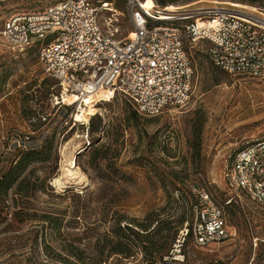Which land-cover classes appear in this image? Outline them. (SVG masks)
Here are the masks:
<instances>
[{
	"label": "rangeland",
	"instance_id": "rangeland-1",
	"mask_svg": "<svg viewBox=\"0 0 264 264\" xmlns=\"http://www.w3.org/2000/svg\"><path fill=\"white\" fill-rule=\"evenodd\" d=\"M54 1L0 0V30L10 14ZM158 3L264 15V0ZM130 30L127 17L120 18L118 37ZM206 48L198 42L189 49L193 84L182 108L146 117L115 96L94 106L87 122H76L79 107L53 104L59 88L43 71L36 48L11 54L0 36V176L18 152L42 150L24 173L28 189L21 195L9 191L0 204V264L99 258L146 264L138 245L127 259L114 250L129 236L124 226L152 224L151 230L156 220L162 224L153 240L165 243L166 253L157 264H264V210L243 196L234 197L236 204H222L234 194L223 178L234 152L264 135V80L223 72L210 63ZM73 155L76 175L70 177L65 170ZM202 188L223 207L228 237L198 247L188 233L176 247L185 224L193 221L194 192Z\"/></svg>",
	"mask_w": 264,
	"mask_h": 264
},
{
	"label": "built area",
	"instance_id": "built-area-1",
	"mask_svg": "<svg viewBox=\"0 0 264 264\" xmlns=\"http://www.w3.org/2000/svg\"><path fill=\"white\" fill-rule=\"evenodd\" d=\"M166 8L156 0H57L37 11L10 14L0 36L11 54L36 48L45 74L79 108L92 98L107 102L115 96L146 117L182 108L193 84L189 49L198 42L207 44V58L216 68L264 80L263 14L222 6ZM124 16L131 30L118 37ZM223 178L234 193L224 206L243 196L264 210V135L234 152ZM194 195L193 221L185 224L176 247L189 231L198 247L228 237L223 207L203 188Z\"/></svg>",
	"mask_w": 264,
	"mask_h": 264
},
{
	"label": "trees",
	"instance_id": "trees-1",
	"mask_svg": "<svg viewBox=\"0 0 264 264\" xmlns=\"http://www.w3.org/2000/svg\"><path fill=\"white\" fill-rule=\"evenodd\" d=\"M156 2L158 3V0H156ZM133 114L135 113L133 112ZM41 153L42 150L34 149L18 152V155L11 161L7 169L0 176V204L4 203L9 191L15 190V194L21 195V192L28 189V181L25 180L24 173L30 164L42 158L40 157ZM182 220H184V218L181 219L180 223ZM156 222L157 223L151 230L150 226H152V224H135L137 229H133L132 226H124V231L128 232L129 236L124 237L126 238L125 242L118 243V247L114 250V254L122 255L125 259L130 258L133 256L131 249L138 245L146 264H157L159 261L161 262L163 256L166 255V253H162V248L165 243H157V241L153 240L154 236L161 230L160 224H162V222L159 220H156ZM187 224L189 227L190 224ZM118 229L123 231L119 227ZM130 236L132 240L129 238ZM65 262L66 264H107V260L102 258L96 259L91 263L72 262L69 260Z\"/></svg>",
	"mask_w": 264,
	"mask_h": 264
},
{
	"label": "bare ground",
	"instance_id": "bare-ground-1",
	"mask_svg": "<svg viewBox=\"0 0 264 264\" xmlns=\"http://www.w3.org/2000/svg\"><path fill=\"white\" fill-rule=\"evenodd\" d=\"M152 5H154V4L152 3ZM152 5L150 7H152ZM172 10H178V7L168 6L165 9V11H172ZM164 17H165L164 20H175V18H172L169 16H164ZM99 96H101V95H99ZM52 101H53V104L55 106H68L72 103V101L70 100V98H68V96L62 95L60 92L58 93V95H55L52 98ZM91 102H93V103H91ZM99 102H101V101L97 100L96 97L92 98V101H87L86 105L84 107H80L79 112L77 114H75L74 121H76V122H79V121L87 122L88 117L93 115L95 112L94 106H96ZM73 168H75L74 155L70 158L69 168H67L65 170L67 176L75 177L76 171L71 170ZM53 184L54 185H60L61 183H59L58 180H54Z\"/></svg>",
	"mask_w": 264,
	"mask_h": 264
}]
</instances>
